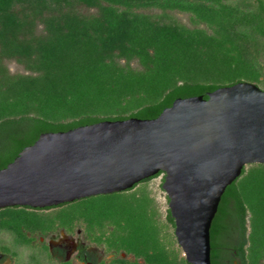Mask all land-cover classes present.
I'll return each instance as SVG.
<instances>
[{
    "label": "trees",
    "instance_id": "16d2710c",
    "mask_svg": "<svg viewBox=\"0 0 264 264\" xmlns=\"http://www.w3.org/2000/svg\"><path fill=\"white\" fill-rule=\"evenodd\" d=\"M172 12L187 14L189 25ZM10 62L23 72H10ZM262 80L264 0H0V169L41 134L154 119L176 99H206L220 87ZM247 170L221 197L210 228L211 264H264V219L257 229L247 209L264 202V170ZM159 175L56 207L0 209V253L11 264L23 253L28 264H72L37 238L79 229L88 243L116 255L110 264H188L162 235L146 191ZM251 183L254 199L246 194ZM110 198L116 201L68 225L54 216ZM166 222L174 228L169 211ZM84 253L81 261L106 264Z\"/></svg>",
    "mask_w": 264,
    "mask_h": 264
},
{
    "label": "water",
    "instance_id": "95a60500",
    "mask_svg": "<svg viewBox=\"0 0 264 264\" xmlns=\"http://www.w3.org/2000/svg\"><path fill=\"white\" fill-rule=\"evenodd\" d=\"M249 165H264V91L238 82L206 99H176L154 119L41 134L0 169V209L119 193L160 173L185 261L211 264L210 228L221 197Z\"/></svg>",
    "mask_w": 264,
    "mask_h": 264
},
{
    "label": "rangeland",
    "instance_id": "374dc122",
    "mask_svg": "<svg viewBox=\"0 0 264 264\" xmlns=\"http://www.w3.org/2000/svg\"><path fill=\"white\" fill-rule=\"evenodd\" d=\"M153 14L160 15L161 13L159 11L152 12ZM169 15H171V18L176 19L180 22H182L185 25H189L188 23V15L183 13H177L172 12ZM8 68L10 72L16 73V72H23L21 67L16 65L13 62L8 63ZM251 83V82H248ZM252 84H255L260 90L264 91V80L262 82H252ZM246 169L248 170L246 172H258L259 170H264V168H258L253 166H246ZM258 168V169H257ZM244 175V174H243ZM241 175V177H243ZM240 177V178H241ZM163 182V176L159 175L156 178L148 181V183L145 184L146 191L150 195L151 198L154 200V206L157 209V219L160 226H162V235L167 238L169 241H171L172 247H174L180 257H183V253L178 247L175 237H174V228L167 224L166 222V216L168 211V200L166 197L165 192L160 188ZM254 184L251 183L247 186V197L250 199L255 198V192L253 190ZM143 189H140V192H142ZM116 198L114 199H94L93 201H86L81 203H75L72 204L66 208L60 209V211L55 212L54 216L57 215L59 217V220L66 225L68 223H72L73 220L81 219V215L85 216V214H90V212L96 211L97 209H100L103 206H106L108 204H111L112 202H115ZM264 202L261 203H254L253 205L247 204L248 209V216H249V224L252 223V225H255L257 229L261 228L260 222H262V219H264ZM97 208L96 210H94ZM93 209V210H92ZM64 210V211H63ZM65 213H67L70 217H65V219L61 216H65ZM86 214V215H87ZM88 216V215H87ZM83 218V217H82ZM67 221V222H66ZM78 221V220H76ZM77 223V222H76ZM37 241L39 243H45L48 246H51V249L58 246L61 248L64 252V259L65 261H70L72 264H88L84 261L80 260L81 251L89 250L91 252L92 258L96 260V262H105L106 264H110L111 261H113L116 258V255L111 252H106L104 246H96L94 244L88 243L81 232V230H76L74 233L69 234L66 233L63 230L56 231L52 234H50L48 237H38ZM52 249V250H53ZM52 254L54 253L51 251ZM23 253V252H22ZM25 254V255H24ZM21 263L20 264H28V261H25L26 259V253L21 254ZM55 256V253L53 254ZM120 257L129 261H132L131 256H126L125 254L121 253ZM184 258V257H183ZM42 260V259H41ZM11 264V262H10Z\"/></svg>",
    "mask_w": 264,
    "mask_h": 264
},
{
    "label": "flooded vegetation",
    "instance_id": "af4514ba",
    "mask_svg": "<svg viewBox=\"0 0 264 264\" xmlns=\"http://www.w3.org/2000/svg\"><path fill=\"white\" fill-rule=\"evenodd\" d=\"M162 175V174H161ZM53 249V248H52ZM51 249V246H49V250H50V252L51 251H53L54 253H56V252H59V251H61L62 253H64L63 252V250L61 249V248H59L58 246H56L53 250ZM83 251H85V253H84V256L85 257H87L88 255L90 256V257H92V255H91V252L89 251V250H83ZM83 251H81V254H83ZM52 253V252H51ZM53 253V254H54ZM0 255H1V257H0V264H5L6 263V261L8 260L6 257H4V255L3 254H1L0 253ZM88 264H91L90 262H88Z\"/></svg>",
    "mask_w": 264,
    "mask_h": 264
}]
</instances>
